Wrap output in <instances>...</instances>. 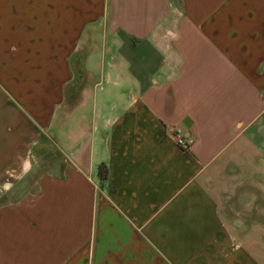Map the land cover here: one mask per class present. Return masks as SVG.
Listing matches in <instances>:
<instances>
[{"label": "crops", "instance_id": "0c3cea01", "mask_svg": "<svg viewBox=\"0 0 264 264\" xmlns=\"http://www.w3.org/2000/svg\"><path fill=\"white\" fill-rule=\"evenodd\" d=\"M0 264H264V0H0Z\"/></svg>", "mask_w": 264, "mask_h": 264}, {"label": "rangeland", "instance_id": "374dc122", "mask_svg": "<svg viewBox=\"0 0 264 264\" xmlns=\"http://www.w3.org/2000/svg\"><path fill=\"white\" fill-rule=\"evenodd\" d=\"M81 60H83V55L81 53H76L75 55V71H76V80L73 86L70 87L69 95L71 100L77 97L78 91L83 88L84 81V71L82 69Z\"/></svg>", "mask_w": 264, "mask_h": 264}, {"label": "built area", "instance_id": "2783aa9c", "mask_svg": "<svg viewBox=\"0 0 264 264\" xmlns=\"http://www.w3.org/2000/svg\"><path fill=\"white\" fill-rule=\"evenodd\" d=\"M175 134V138L177 141V144L182 147L183 149H190L192 145L194 144V138L189 137L186 138L182 135V129L181 128H175L173 130Z\"/></svg>", "mask_w": 264, "mask_h": 264}, {"label": "trees", "instance_id": "16d2710c", "mask_svg": "<svg viewBox=\"0 0 264 264\" xmlns=\"http://www.w3.org/2000/svg\"><path fill=\"white\" fill-rule=\"evenodd\" d=\"M99 170H100V175H101L102 179L106 180L108 178V166H107V164L102 163L100 165Z\"/></svg>", "mask_w": 264, "mask_h": 264}]
</instances>
